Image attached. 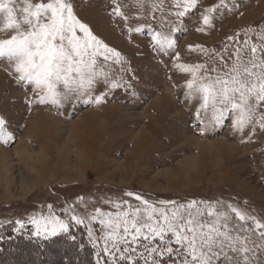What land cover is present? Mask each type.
Here are the masks:
<instances>
[{"label":"rangeland","instance_id":"rangeland-1","mask_svg":"<svg viewBox=\"0 0 264 264\" xmlns=\"http://www.w3.org/2000/svg\"><path fill=\"white\" fill-rule=\"evenodd\" d=\"M71 2L77 17L125 57L123 67L110 61L101 65L110 79L123 86L101 85L94 93L105 94L99 104L75 98L65 101L63 108L34 103L38 93L22 86L11 63L0 58V117L6 121L5 132L13 137L5 143L0 136V245L10 233L48 240L35 236L31 224L17 232L15 221L57 215L70 222V231L49 240L60 236L67 240L57 239L44 256L31 250L30 262L25 264L97 261L88 228L77 226L70 217L83 218L95 237L102 218L97 210L115 212V203L123 202L142 207L135 198L139 194L150 202L196 201L201 211L211 203L231 216L230 227L242 226L246 231L240 234L257 245L249 253V264H264V248L258 247L264 244L259 237L264 229L255 230L251 220L239 221L227 207L232 204L264 223V130L257 129L253 135L213 127L210 110L201 112L203 123H198V101L188 97L185 87L191 76L175 67L177 62L211 66L219 62L221 53L227 60L244 40L264 45V0H227L228 9L233 4L237 7L213 13V27L203 25L201 13L219 0H198L185 18L176 17L183 9L176 8L174 0ZM117 6L128 19L114 13ZM177 25L180 30L171 32ZM199 27L205 30L198 31ZM135 28L142 31L136 33ZM154 31L170 33L175 46L158 52L150 44ZM12 34L0 32V39ZM197 45L208 51L189 47ZM38 112L51 119L42 123L38 116L30 119V114ZM201 158L185 172L187 163ZM163 259L179 264L176 256ZM13 263L10 256L4 262Z\"/></svg>","mask_w":264,"mask_h":264},{"label":"snow or ice","instance_id":"snow-or-ice-1","mask_svg":"<svg viewBox=\"0 0 264 264\" xmlns=\"http://www.w3.org/2000/svg\"><path fill=\"white\" fill-rule=\"evenodd\" d=\"M197 3L198 0H174L175 7L183 9L175 13L176 17L185 18ZM236 7L233 4L228 9L227 0H219L218 5L201 13L203 25L213 27V13ZM114 13L128 19L119 6ZM0 15L3 16L0 32L13 33L7 39H0V58L11 63L22 86L26 84L38 93L34 103L63 108L65 101L75 98L77 102L99 104L105 94L94 93L101 85H110L111 89L123 86L110 79L109 72L101 65L110 61L123 67L127 62L125 57L77 17L71 0H0ZM179 30V25L171 28V32ZM134 31L140 33L142 29ZM152 43L158 52L176 44L170 33L162 31L153 32ZM189 47L208 51L199 45ZM175 67L181 74L191 76L185 87L188 97L198 101V123H203L201 112L210 110L209 123L213 127L253 135L257 129L264 130V45L244 40L227 60L221 53L219 62L214 61L211 66L177 62ZM5 125V119L0 117V136L7 143L13 137L5 132ZM135 198L142 207L123 202L115 203L118 210L115 212L97 210L102 218L95 237L83 218L70 217L77 226L88 228L89 240L97 249L96 264H101L102 257L103 264H168L163 257L171 260L173 256L178 257L179 264H249V253L257 245L240 234L246 231L242 226L230 227L232 218L227 212L217 210L211 203L206 205V211H201L196 201L150 202L139 194ZM227 207L239 221L251 220L255 230L264 229V223L257 217L246 215L232 204ZM91 219L95 221L97 216ZM15 223L17 232L31 224L33 234L45 239L70 231V222L57 215L32 216L27 223L22 220ZM259 237L264 240V231H259ZM71 239L76 237L73 235ZM258 247L264 248V244Z\"/></svg>","mask_w":264,"mask_h":264},{"label":"trees","instance_id":"trees-1","mask_svg":"<svg viewBox=\"0 0 264 264\" xmlns=\"http://www.w3.org/2000/svg\"><path fill=\"white\" fill-rule=\"evenodd\" d=\"M6 238L8 239L0 245V260H2L4 257V262L6 263V260L10 256L12 259L14 258L13 264H25L30 262V258L32 256L30 252L31 250L32 253L38 256L47 255L48 249L54 245L57 239L60 241H65L68 237L60 236L53 240H37L27 235H13L10 233L6 236ZM89 253L92 257V253ZM4 262L1 261L0 264H4ZM81 262L82 264H96V260H90V262L87 260H82ZM66 263L67 262H65V264Z\"/></svg>","mask_w":264,"mask_h":264},{"label":"bare ground","instance_id":"bare-ground-1","mask_svg":"<svg viewBox=\"0 0 264 264\" xmlns=\"http://www.w3.org/2000/svg\"><path fill=\"white\" fill-rule=\"evenodd\" d=\"M204 152H205V154H206V152H207L206 148H205V151H204ZM209 153H210V152H209ZM203 158H204V157H203ZM199 161L201 162V161H202V158H201V159H197V160L194 159L191 163H187V164L185 165V167H184V168H185V172H189L188 170H190V168H191L192 166L195 167V165H196ZM43 165H44V164H43ZM189 165H190L191 167H190ZM204 166L206 167V165H204ZM40 167H41V166H40ZM43 167H44V166H43ZM35 168H36V167H35ZM36 169H37V168H36ZM36 171H37V170H36ZM39 171H40V170H39Z\"/></svg>","mask_w":264,"mask_h":264},{"label":"crops","instance_id":"crops-1","mask_svg":"<svg viewBox=\"0 0 264 264\" xmlns=\"http://www.w3.org/2000/svg\"><path fill=\"white\" fill-rule=\"evenodd\" d=\"M31 116H30V119H31V117H33V116H38V121L40 122V123H42V121L43 120H45V118H49V119H51L50 118V116H48L47 114H41V112H38L37 114L36 113H32V114H30ZM30 119H29V121H30ZM57 120V119H56ZM55 120V121H56ZM58 121V120H57ZM28 124V123H27ZM28 126H29V124H28ZM27 127V126H26Z\"/></svg>","mask_w":264,"mask_h":264}]
</instances>
